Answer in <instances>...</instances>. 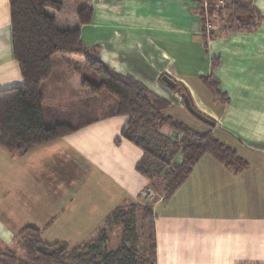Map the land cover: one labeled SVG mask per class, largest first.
Here are the masks:
<instances>
[{
  "label": "crops",
  "instance_id": "0c3cea01",
  "mask_svg": "<svg viewBox=\"0 0 264 264\" xmlns=\"http://www.w3.org/2000/svg\"><path fill=\"white\" fill-rule=\"evenodd\" d=\"M84 2L92 5V15L89 23L80 25L76 12ZM200 2L66 0L60 12L47 8L46 13L54 16L59 29L79 27L84 46L97 47L103 63L168 101L164 113L179 123L190 121L188 112L158 80L168 75L182 85L196 110L215 123L193 124V129L182 124L196 133L210 132L247 163L234 172L205 153L169 197L151 204L156 264H264V0H251L258 14L252 27L221 32L216 17V29L208 40L202 31ZM206 78H211L218 95L204 82ZM22 83L12 51L9 0H0V89ZM46 88L42 90H55ZM127 120L126 115L108 117L79 129L103 123L100 134L105 143L98 150L100 184H89L82 171L67 187L71 202L79 195L83 202L79 215L72 210V216L63 220L76 234H97L114 208L134 202L148 185L135 170L142 151L124 139L114 143ZM162 131L175 136L167 128ZM71 134L44 143L67 141ZM44 143L20 156L0 146V191L9 186L10 168L17 170L18 181L23 175L28 179L35 175L27 160ZM49 227L45 225L43 232Z\"/></svg>",
  "mask_w": 264,
  "mask_h": 264
},
{
  "label": "trees",
  "instance_id": "16d2710c",
  "mask_svg": "<svg viewBox=\"0 0 264 264\" xmlns=\"http://www.w3.org/2000/svg\"><path fill=\"white\" fill-rule=\"evenodd\" d=\"M63 1L66 0H9L12 51L23 83L0 89V146L20 156L35 145L71 134L99 119L126 115L128 120L114 143L124 139L142 151L135 170L149 184H156L165 199L205 153L234 172L247 167L234 150L210 132L196 133L168 117L164 113L170 107L168 101L103 63L97 47H86L81 42L79 27L59 29L46 9L60 12ZM216 1L209 0V5L211 15L216 14L221 24L222 30L218 31L248 29L258 18L251 0H223L220 9L213 7ZM91 15L89 2L82 3L76 12L80 25L89 23ZM202 31L206 40L214 34H207L204 24ZM57 55L67 62L75 59L73 65L78 71L71 74V81L78 90L86 91L90 103L73 102L66 110L44 105L42 88L52 76L51 61ZM215 65L216 61H212V67ZM161 77L159 81L169 89L188 95L182 85L176 83L172 88ZM204 82L218 95L211 78ZM164 128L175 136L165 134ZM178 132L181 138L176 137ZM154 221L151 204L134 201L121 205L106 216L94 238L74 247L64 241L46 243L42 229L28 224L16 232L15 249L0 247V264H156ZM112 234L115 247L109 245ZM18 252L23 256L19 257Z\"/></svg>",
  "mask_w": 264,
  "mask_h": 264
},
{
  "label": "rangeland",
  "instance_id": "374dc122",
  "mask_svg": "<svg viewBox=\"0 0 264 264\" xmlns=\"http://www.w3.org/2000/svg\"><path fill=\"white\" fill-rule=\"evenodd\" d=\"M207 11L212 24H215L216 14L211 15L209 6ZM52 62L54 70L44 86L47 87L46 89L55 88V90H42L44 105L52 103L55 107L66 110L73 102L78 104L80 101L79 104L84 103V105L90 103L89 99L91 98L86 91L75 90L74 88L77 89V87L71 81V74L78 71V69H75L76 66L73 65L75 59L67 62L66 59L57 55ZM159 83L168 88L162 82L159 81ZM168 91L172 92L183 105L178 92L172 89ZM99 100L95 103L99 102ZM91 103L94 105L93 102ZM185 114L190 118V121L182 122L184 125L192 129L195 124L207 127L206 123L200 121L189 112ZM102 128L103 123H98L71 134L67 141H63L64 139L55 140L36 147L39 149L35 148L33 154L30 157L28 155L29 159L27 160V163L33 166L35 170V175L30 176L32 178L29 177L28 179V176L23 175L21 180L18 181L17 170L14 172L11 168L9 169L11 174L9 186L8 188L4 187L0 191V200L2 199L0 201V216L3 219V222L0 223L1 248L15 249L14 237L16 232L22 226L28 224H33L42 229V240L49 244L64 241L69 247H74L95 237V233L83 235L82 233L76 234L74 233L75 231H70L68 228L71 224L64 223L63 220L72 216V210L77 215L82 211L83 202L80 201L82 199L81 195L71 202L70 196L66 193V191L68 192L67 187L80 177L82 171L87 172L89 184H100L97 177V165L99 160L98 150L102 149L99 146L102 147L105 143V136L100 134ZM178 133L180 134L176 137L181 138V132ZM137 151L141 154L140 150ZM179 158L178 156L177 160ZM39 169L41 170L40 172ZM84 178L86 179L85 176ZM76 183L79 185L80 181ZM155 185L148 183L147 186L143 187L137 193L135 202L138 201V203L150 205L155 200L165 199V193ZM148 188L153 191L151 198H147L142 194ZM55 203L57 204L55 205ZM75 203L77 207L74 208ZM45 225L50 227L43 232ZM114 243L115 238L112 234L109 245L115 247ZM18 256L22 257L23 253L18 252Z\"/></svg>",
  "mask_w": 264,
  "mask_h": 264
},
{
  "label": "water",
  "instance_id": "95a60500",
  "mask_svg": "<svg viewBox=\"0 0 264 264\" xmlns=\"http://www.w3.org/2000/svg\"><path fill=\"white\" fill-rule=\"evenodd\" d=\"M161 80L167 84L170 87H175L176 86V82L169 77L168 75H163L161 77ZM179 90V88H178ZM181 99H182V103L184 108L193 116H195L197 119H199L200 121L206 123L207 125L210 126H214V121L210 118H208L207 116H205L204 114L200 113L198 110H196V108L192 105V103L190 102V99L188 97V95H186L185 93H181L180 94Z\"/></svg>",
  "mask_w": 264,
  "mask_h": 264
},
{
  "label": "built area",
  "instance_id": "2783aa9c",
  "mask_svg": "<svg viewBox=\"0 0 264 264\" xmlns=\"http://www.w3.org/2000/svg\"><path fill=\"white\" fill-rule=\"evenodd\" d=\"M200 8L202 9V11H203V13H202V18H203V20H204V29H205V31H206V33L208 34V32H210V31H214L215 29H216V26L214 25V24H212V22H211V20H210V15H209V13H208V11H207V8H208V6H209V8L211 7L210 5H209V1L208 0H201V2H200ZM224 6V1L223 0H217L216 2H214V4H213V7L215 8V9H220V8H222ZM180 133H177L176 134V136L177 135H179ZM145 197H149V198H151L152 197V194H153V191L150 189V188H148L147 190H146V192H143L142 193Z\"/></svg>",
  "mask_w": 264,
  "mask_h": 264
}]
</instances>
